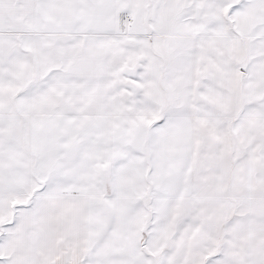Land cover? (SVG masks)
I'll return each instance as SVG.
<instances>
[{
    "label": "snow or ice",
    "instance_id": "obj_1",
    "mask_svg": "<svg viewBox=\"0 0 264 264\" xmlns=\"http://www.w3.org/2000/svg\"><path fill=\"white\" fill-rule=\"evenodd\" d=\"M0 264H264V0H0Z\"/></svg>",
    "mask_w": 264,
    "mask_h": 264
}]
</instances>
